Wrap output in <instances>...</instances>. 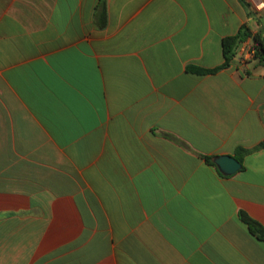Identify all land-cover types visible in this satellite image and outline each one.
Masks as SVG:
<instances>
[{
  "label": "crops",
  "instance_id": "0c3cea01",
  "mask_svg": "<svg viewBox=\"0 0 264 264\" xmlns=\"http://www.w3.org/2000/svg\"><path fill=\"white\" fill-rule=\"evenodd\" d=\"M247 22L240 0H0V264H264L239 218L264 226V150L204 159L264 140V67L189 70Z\"/></svg>",
  "mask_w": 264,
  "mask_h": 264
},
{
  "label": "trees",
  "instance_id": "16d2710c",
  "mask_svg": "<svg viewBox=\"0 0 264 264\" xmlns=\"http://www.w3.org/2000/svg\"><path fill=\"white\" fill-rule=\"evenodd\" d=\"M240 2L248 9L249 4L245 0H240ZM249 15V13L247 12ZM248 39L253 41V50L255 51V59L259 60V63H263L264 61V35L262 29L254 32L252 26L247 22L241 26L238 33L234 36H227L222 40V49L224 62L213 69H204L200 67H189V70L196 74H214L223 69L229 68L231 66L232 61L235 59L237 55V49L240 44L244 43ZM264 65V63H263ZM264 150V140L260 142L256 147L252 149H247L243 147H237L234 152V157L243 164L245 157L255 151ZM213 156H204V159L207 164L215 167L217 170V166L214 163ZM219 174L224 176L219 170ZM240 220L248 227L250 233L255 236L258 240L264 241V226L258 222L257 220L250 217L244 211L239 212Z\"/></svg>",
  "mask_w": 264,
  "mask_h": 264
},
{
  "label": "water",
  "instance_id": "95a60500",
  "mask_svg": "<svg viewBox=\"0 0 264 264\" xmlns=\"http://www.w3.org/2000/svg\"><path fill=\"white\" fill-rule=\"evenodd\" d=\"M214 163L224 176H231L242 168V164L231 155H220L214 158Z\"/></svg>",
  "mask_w": 264,
  "mask_h": 264
},
{
  "label": "rangeland",
  "instance_id": "374dc122",
  "mask_svg": "<svg viewBox=\"0 0 264 264\" xmlns=\"http://www.w3.org/2000/svg\"><path fill=\"white\" fill-rule=\"evenodd\" d=\"M247 10V12L249 13V19H250V25L252 26V22H255V21H257V22H259V19H258V14H257V10H255V9H252L251 7H248V9H246ZM260 23V22H259ZM259 29H261V28H258V30ZM248 41V40H247ZM246 42V41H245ZM245 42H244V44L242 45V44H240V46H239V49H237V50H239L240 52L242 51V48L245 46ZM246 49L247 48H249L250 46L247 44L246 46ZM253 47V44L251 45V48ZM241 58H243V57H241V55H240V61H241ZM247 61H252V62H255V64L257 65V66H263L264 67V65H263V63H264V61H263V63H259V60L257 59H255V55H253L252 56V58H250V59H247L245 62H247ZM245 62H242L241 61V63H245Z\"/></svg>",
  "mask_w": 264,
  "mask_h": 264
},
{
  "label": "built area",
  "instance_id": "2783aa9c",
  "mask_svg": "<svg viewBox=\"0 0 264 264\" xmlns=\"http://www.w3.org/2000/svg\"><path fill=\"white\" fill-rule=\"evenodd\" d=\"M243 44L244 43H242V45ZM240 55H241V57H243V58H241V61L245 62L247 59H250V58H252L253 55H255V51L253 50V48H251V46L249 48H247V49L244 46L242 48V51L240 52Z\"/></svg>",
  "mask_w": 264,
  "mask_h": 264
}]
</instances>
